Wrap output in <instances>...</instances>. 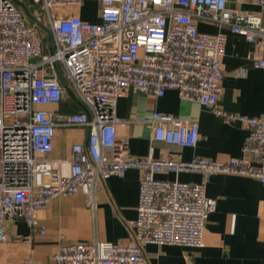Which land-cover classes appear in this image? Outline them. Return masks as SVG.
I'll return each instance as SVG.
<instances>
[{
    "label": "built area",
    "instance_id": "built-area-1",
    "mask_svg": "<svg viewBox=\"0 0 264 264\" xmlns=\"http://www.w3.org/2000/svg\"><path fill=\"white\" fill-rule=\"evenodd\" d=\"M85 2L98 5L100 22L79 17ZM253 3L264 10V0ZM198 22L257 45L252 66L264 70L260 18L228 7L227 0H0V249L27 247L38 229V212L52 199L82 193L94 211L98 182L135 169L140 180L136 218L127 224L129 242L61 245L49 264H145L146 244L201 247L215 208L204 184L156 175L237 174L264 183V120L218 108L226 37L198 31ZM131 90L155 97L175 91L225 121L239 120L247 131L242 157L226 162L131 157L115 130L116 102ZM68 92L86 111L50 109ZM147 122L154 141L180 147L197 142L195 120L154 112ZM57 127L88 130L86 145L71 148L67 174L44 158L52 152ZM17 222L27 233L16 232Z\"/></svg>",
    "mask_w": 264,
    "mask_h": 264
},
{
    "label": "crops",
    "instance_id": "crops-1",
    "mask_svg": "<svg viewBox=\"0 0 264 264\" xmlns=\"http://www.w3.org/2000/svg\"><path fill=\"white\" fill-rule=\"evenodd\" d=\"M84 6L98 7L94 2H85L79 17L90 23L100 22L97 13L83 12ZM227 6L259 17L264 26V10L253 0H227ZM197 29L226 37L218 108L264 120V70L252 66L253 56L260 53L259 47L214 24L198 22ZM67 96L50 109L59 113L82 111L75 98ZM154 112L195 120L196 144L180 147L152 140V126L147 120ZM115 117L120 122L115 128L116 136L126 140L131 157L150 156L158 160L172 156L183 161L204 158L216 162L242 157L241 148L247 134L242 122L225 121L193 100H181L175 91L155 97L131 90L117 100ZM87 135L85 127H57L52 152L44 158L55 162L59 171L67 174L71 148L84 147ZM156 178L204 184L206 196L215 201V208L205 223L201 247L146 244L143 247L145 264H264V183L237 174H158ZM139 180L140 172L130 169L121 177L110 176L99 181L94 211L86 206L82 193L52 199L38 212V229L30 244L1 248L0 264H17L23 259L49 264L57 248L70 243L127 244L130 239L127 224L136 218ZM16 232L25 234L27 228L17 222Z\"/></svg>",
    "mask_w": 264,
    "mask_h": 264
},
{
    "label": "water",
    "instance_id": "water-1",
    "mask_svg": "<svg viewBox=\"0 0 264 264\" xmlns=\"http://www.w3.org/2000/svg\"><path fill=\"white\" fill-rule=\"evenodd\" d=\"M19 5L23 8L25 14H26L31 20H33V19L30 17V15L28 14V12L24 9V7L22 6V4L19 3ZM50 42H51V38H50V35L47 33V43H48V45H50ZM59 79L63 82V80L61 79L60 75H59ZM68 94H69V96H71V97L73 98V96H72V94H71L70 92H68ZM74 100H75L76 104H77V105H78L83 111H86L85 108H84V106H83L79 101H77L76 99H74Z\"/></svg>",
    "mask_w": 264,
    "mask_h": 264
},
{
    "label": "rangeland",
    "instance_id": "rangeland-1",
    "mask_svg": "<svg viewBox=\"0 0 264 264\" xmlns=\"http://www.w3.org/2000/svg\"><path fill=\"white\" fill-rule=\"evenodd\" d=\"M83 12L87 13V14H96L97 13V8H92V7H86L84 6V8L82 9ZM48 50L44 51V54H47Z\"/></svg>",
    "mask_w": 264,
    "mask_h": 264
}]
</instances>
